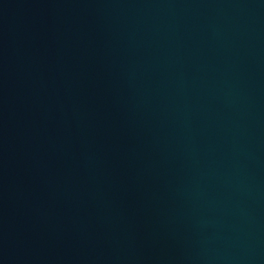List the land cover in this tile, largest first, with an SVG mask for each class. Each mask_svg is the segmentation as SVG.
Listing matches in <instances>:
<instances>
[{
    "label": "water",
    "instance_id": "obj_1",
    "mask_svg": "<svg viewBox=\"0 0 264 264\" xmlns=\"http://www.w3.org/2000/svg\"><path fill=\"white\" fill-rule=\"evenodd\" d=\"M0 264H264V0H0Z\"/></svg>",
    "mask_w": 264,
    "mask_h": 264
}]
</instances>
